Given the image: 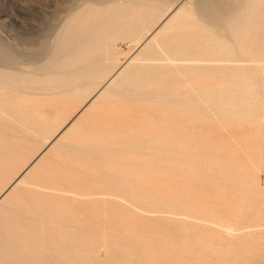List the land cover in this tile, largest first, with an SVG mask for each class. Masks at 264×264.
<instances>
[{
  "label": "bare ground",
  "instance_id": "obj_1",
  "mask_svg": "<svg viewBox=\"0 0 264 264\" xmlns=\"http://www.w3.org/2000/svg\"><path fill=\"white\" fill-rule=\"evenodd\" d=\"M188 2L81 0L58 28L51 44L42 43L35 49L30 70L25 69L22 56L0 41V96L29 90L45 95L66 94L69 98L86 92L90 95L0 192V264H93L95 255L108 242L104 230L107 204L137 209L141 194L151 190V162L155 158L169 159L171 151L167 143L156 145L140 140L126 150L122 144L126 156L102 172L101 192L81 190L72 198L62 194L71 191L68 184L73 183L68 175L89 177L86 164L115 152L118 142L112 137L116 131L114 135L109 130L107 134L106 129L89 132L88 128L89 119L102 112L106 100L125 97L168 102L177 110L193 109L199 119L209 106L220 105L218 115L225 127L241 116L237 109L244 95L241 89H249V79L257 83L253 74L261 66L250 63L264 64V0H193L192 5ZM119 37L134 39L137 51L121 63H117L114 49ZM176 61H185L186 65ZM175 70L190 75L188 87L179 84ZM210 78L225 82L208 84L206 80ZM122 102V112L113 114L116 117L112 120H117V127L123 129L126 126L122 119L130 114V106L127 108ZM7 112L0 100V115L9 118ZM194 118L190 121L194 122ZM30 125L31 121L23 119L12 127L19 132L22 126ZM0 129L9 128L0 122ZM15 130H11L16 134L13 138H22ZM81 135L84 141L77 140ZM11 139L0 136V166L6 165L14 154L17 142ZM112 145L115 148H106ZM53 147L54 157L61 159L68 149L76 160L71 156L62 161L64 169L55 170L42 162V156ZM120 164L127 166L120 168ZM58 173L67 175L58 177ZM246 174V185L254 190L258 187L255 171ZM107 196L115 198L109 200ZM28 197L31 200L27 201ZM90 203L95 204L94 212ZM99 210L102 213L97 214ZM96 220L102 222L99 232L94 231ZM201 221L208 222L205 218ZM221 228L232 231L234 224ZM189 246L193 244L190 242Z\"/></svg>",
  "mask_w": 264,
  "mask_h": 264
},
{
  "label": "rangeland",
  "instance_id": "obj_2",
  "mask_svg": "<svg viewBox=\"0 0 264 264\" xmlns=\"http://www.w3.org/2000/svg\"><path fill=\"white\" fill-rule=\"evenodd\" d=\"M186 1L193 4V0ZM79 2L81 0H0V41L22 56L25 69L30 70L35 49L42 43L51 44L58 28ZM135 43L130 37H119L114 41L117 63L137 53ZM176 63L186 65L185 61ZM250 64L261 65L253 74L257 83L249 79V89H241L244 95L237 105L241 116L228 127L222 126L221 115H218L220 105L209 106L208 114H201L199 119L189 107L177 110L168 102L125 97L106 100L102 112L89 119V132L99 129L105 132L106 129L107 134L109 130L115 135L116 131L112 138L118 143L114 144L116 148L114 145L106 147L115 148L114 153L85 165L91 172L89 177L68 175L73 184H68L71 191L62 193L67 198L86 189L101 192L102 172L118 163L126 156L124 149L139 144L140 140L156 145L167 143L171 151L169 159L155 158L151 162L154 168L152 188L141 194L137 209L132 206L120 209L118 205L107 204L104 230L108 242L95 255L93 264H206V261L264 264V64ZM173 72L179 84L189 86L190 75L186 71ZM206 81L208 84L225 82L221 78ZM251 86L257 87L252 90ZM89 96L86 92L80 97L69 98L66 94L45 95L33 90L0 96L10 114L9 118L0 115L1 124L9 128L0 129V136L11 137L17 142L7 164L0 166V192L28 166L46 141L76 114ZM121 102L131 108L130 114L122 119L126 126L123 129L117 127V120H112L116 117L113 114L122 112ZM191 117H195L194 122L190 121ZM23 119L31 121V125L22 126L23 130L18 132L12 126ZM109 123L111 126L107 125ZM11 130L22 138L14 139L16 134ZM79 139L85 140L83 135L77 137ZM54 150L53 147L42 156V162L59 171L64 169L62 161L71 159L73 154L67 149L64 157L58 159L53 156ZM252 170L258 183L254 190L246 185V173ZM63 175L67 174H57L58 177ZM111 198L115 197L107 196V199ZM94 205H89L92 212ZM99 213L102 211H97ZM202 218L208 222L201 221ZM229 224H234L232 231L221 228V225ZM101 229L102 222L96 220L94 231ZM190 242L193 247L189 246Z\"/></svg>",
  "mask_w": 264,
  "mask_h": 264
}]
</instances>
